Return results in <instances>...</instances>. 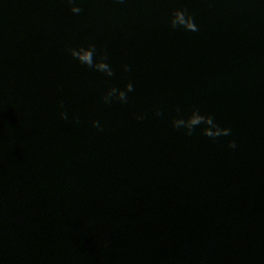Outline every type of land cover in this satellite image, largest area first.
Listing matches in <instances>:
<instances>
[{
    "label": "water",
    "instance_id": "water-1",
    "mask_svg": "<svg viewBox=\"0 0 264 264\" xmlns=\"http://www.w3.org/2000/svg\"><path fill=\"white\" fill-rule=\"evenodd\" d=\"M77 4L0 0V264H264V0Z\"/></svg>",
    "mask_w": 264,
    "mask_h": 264
},
{
    "label": "clouds",
    "instance_id": "clouds-1",
    "mask_svg": "<svg viewBox=\"0 0 264 264\" xmlns=\"http://www.w3.org/2000/svg\"><path fill=\"white\" fill-rule=\"evenodd\" d=\"M67 2L71 5L70 11L72 13L79 14L82 11V9L77 4V0H67ZM169 23L172 28L183 27L184 29L191 32L199 31V28L194 22L193 17L190 14H187L186 9L174 10L170 17ZM68 51L72 57L76 58L80 63L88 66L89 68H93L98 72H102L108 77L114 75L112 67L106 62L108 59L106 54L100 55L94 59V55L96 54V46L94 44H89L87 47L69 48ZM123 70L127 72L131 69L128 65H123ZM133 91V84L128 82L125 85V90L116 87L109 88L102 96V100L106 104L111 103L113 100H119L122 103H127V93ZM62 105L63 102L61 101V106ZM156 115H161V112L157 110ZM60 116L63 119L68 118L67 113L65 112H61ZM137 119H142V117L138 116ZM92 124L94 127L100 128L99 121L94 120L92 121ZM200 125H204V127L201 129L203 135L213 139L221 136H229L231 134L230 128L221 127L215 122V119L211 114H201L198 108H193L187 119L183 117H177L172 120V126L177 129H185L187 135H192L195 128ZM228 147L235 148V141H229Z\"/></svg>",
    "mask_w": 264,
    "mask_h": 264
}]
</instances>
